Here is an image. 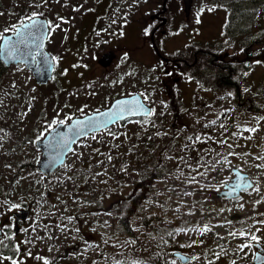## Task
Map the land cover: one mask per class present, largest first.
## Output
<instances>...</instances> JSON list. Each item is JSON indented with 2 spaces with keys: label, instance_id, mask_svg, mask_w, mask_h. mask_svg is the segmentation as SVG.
<instances>
[{
  "label": "rangeland",
  "instance_id": "374dc122",
  "mask_svg": "<svg viewBox=\"0 0 264 264\" xmlns=\"http://www.w3.org/2000/svg\"><path fill=\"white\" fill-rule=\"evenodd\" d=\"M46 2L47 7L42 6L39 11L57 25L50 30L51 36L45 43V48L52 55L59 56L52 79L46 84H37L31 72L20 64H11L5 71H0V129H3L0 131V137H3L0 139V221L7 220L11 209L22 202L28 204L31 210L19 228V238L11 237L17 242V251L23 246L29 256L20 264H44L39 257H46L48 264H113V261L124 258H142L149 264H166L177 259L172 254L175 249H166L171 243L186 254H199L195 261L187 264H205V261L207 264L253 263V243L259 241L237 250L238 244L245 239L237 233L241 230L249 232L248 239L251 241V232L259 229L256 234L264 243V226L259 223L252 225L253 220L264 219V200L255 207L252 204V201L264 197V169L255 166L264 163V159L255 158H264L263 72L255 69L250 77L251 85L244 86V93L253 98L255 109L235 107L231 97H228V90L205 86L197 75H187L185 80L184 76H180L177 83L172 82L171 85V79L165 71H161V62L153 68L155 59L148 46L149 32L145 35L143 28L150 23V15L160 6L161 0H137L136 3L133 0ZM231 4L238 5L230 14L235 20L232 27L243 20V17L240 19L241 11L251 12L255 19L264 17V0H256L254 5L246 0H223L226 8ZM175 5L167 12L170 22L165 33L161 34L162 39L158 35L155 37L162 53L170 50L171 44L180 46L184 36L182 30L189 31L188 26H196L200 33L212 36L218 16H221L218 15L221 12L217 0H194L186 19L181 1L178 2V10L174 9ZM31 10L36 9L29 5L28 0H0V30L10 28L21 15ZM60 16L66 19L61 21L58 19ZM117 29L124 35H119ZM172 36L176 38H168ZM109 49L118 53L117 58H124L122 53L127 52V64L118 71H90L93 61ZM14 68L16 71H13ZM64 69H68L67 72ZM12 81L16 82L15 94H11ZM170 88L180 101L174 118L169 108L167 89ZM134 91L147 94L145 102L154 105L149 121L153 125L148 134L151 138L149 145L143 143L145 125L137 120H128L94 133L99 139L84 137L75 143V156L68 153L65 161L73 164L71 169L60 166L50 174H43L28 167V162L36 161L39 155V150L31 141L37 126L45 127L40 124L41 120H50L53 115L63 118L69 112L76 115L77 110L83 114L98 110L107 106L113 98ZM82 104L88 108H81ZM29 105L30 110L25 111ZM20 116H24V120H20ZM255 117L261 119L257 121L259 127L254 132L236 127L238 124L254 127ZM115 131L121 135H107ZM157 132L164 135H156ZM203 134H207V139H195ZM221 139L225 141L223 145L217 142ZM213 150L218 153L214 160L228 152L237 153L228 159L233 166L243 164L239 169L249 173L251 178L255 177L252 189L259 186L260 191L245 192L241 199L214 196L210 190L218 189L222 181H226L224 175L231 173L230 169L204 175L205 168L187 167L193 161L211 167L207 158L200 161L199 157L204 152L211 155ZM165 153L169 154V158H165ZM239 153L248 154L247 160L252 163H245ZM108 156L112 159L108 160ZM97 160L101 161L99 165L95 163ZM121 167L126 171H119ZM220 167L217 165V168ZM101 169L107 173L106 176L101 174L92 179L88 175L89 172L95 175ZM76 173L80 174L79 177ZM68 175L73 179H64ZM144 176L150 179L144 181L141 179ZM187 180L199 181L205 188L186 183ZM143 183L145 194L132 217L133 234L128 235L121 231L117 216L109 207L119 198L134 194ZM209 184L212 187H207ZM45 189L48 194L44 193ZM157 192L160 195H156ZM148 198L163 202L167 211L155 202L143 208ZM180 200L185 203L180 210H176L174 206ZM240 204L243 207H239ZM193 207L195 211L191 213L184 211ZM141 208L142 211L137 210ZM234 212L241 213V217L230 219L229 215ZM68 216L72 219L68 220ZM203 225H208L207 230L198 234L196 230ZM173 228H188L189 231H176L174 240L166 239ZM128 237L135 239L136 245L127 244ZM161 237L168 243L162 244ZM193 239L202 243L181 246L188 245ZM111 241L118 242L120 247ZM85 242L96 243H89L85 249L81 247ZM97 248L100 251H96ZM213 255L217 259H213ZM4 261L0 264H8Z\"/></svg>",
  "mask_w": 264,
  "mask_h": 264
},
{
  "label": "snow or ice",
  "instance_id": "6c2138e0",
  "mask_svg": "<svg viewBox=\"0 0 264 264\" xmlns=\"http://www.w3.org/2000/svg\"><path fill=\"white\" fill-rule=\"evenodd\" d=\"M67 2V0H65ZM137 0H133V3H136ZM29 5H31L36 10H31L26 15H21L20 18L12 23L11 27H5L4 29L0 30L3 33H10V34H0V60H3L5 63H8L9 61H16L20 63V67H24L23 61L25 59H30L33 63H37L39 67L37 68V71L41 70H50L53 67V64L51 62L58 61L59 56L52 55L49 52L44 51L45 48V41L49 40V37L51 36V29L57 28V25L52 20H46L43 19V13L39 11V9L43 7H47L46 0H28ZM73 7H78V5H74ZM202 10V9H201ZM197 18L199 17V12L196 13ZM59 20L63 21L66 18L63 16L58 17ZM123 23H126L127 21H122ZM102 31V30H101ZM117 32L119 35H124L123 31L117 29ZM149 32V27L143 28V33L146 35ZM97 43H100V41H97ZM124 57L128 56L127 52L122 53ZM37 57L39 59L37 60ZM76 63H80V61H77ZM86 66V65H85ZM75 67V65H73ZM156 65H153V68H155ZM68 69H64L65 72H67ZM13 71H16L14 68ZM243 75H247V73H243ZM185 76L187 74L185 73ZM188 79H191V77H187ZM13 88V92L11 94H15V87L16 82L12 81L11 84ZM228 95H232L231 92L228 93ZM142 98L144 101L148 100V95L142 93ZM29 99H34V97H29ZM110 103L113 105L112 108H106L102 112L101 111H92L90 115H84L82 112H79L77 110V114L74 115L73 113L69 112L66 116L63 118H58L56 115H53L50 120L44 119L40 121V124L44 125L45 127L37 126L36 131L34 133V140L31 141L32 143H38L43 142V145L45 146V149H52V154L49 157V160L46 162L48 167H51L53 165H60L63 166L66 169H71L73 167V164L71 163H65V153L69 152L75 156V148L71 147V144L74 140V138L77 137H92L93 139H99L98 136H95V132L106 130L111 122L115 121L119 116H121L124 113L135 111L144 113L145 115H150L152 111H154V105L153 106H147L145 103L141 102V99L136 98L133 96L131 99H119V100H113L110 101ZM159 103L164 104V101H160ZM70 107V105H68ZM31 105L28 106L25 111L30 110ZM81 108L87 109L88 106L82 104L80 106ZM223 111V110H221ZM163 115V113H160ZM79 117V118H77ZM24 116H20V120H24ZM199 119V118H197ZM261 119V117H255L253 120V124L255 125H236L237 128H246L248 132H254L256 128L259 127L258 120ZM144 123H148L147 120L144 121ZM56 125H66L64 130H60L59 128H54ZM48 130H51L49 135H46ZM0 131H3V129H0ZM108 136H120L121 133L119 131L115 132H108ZM156 135H164L163 132H157ZM233 135H238V133H234ZM0 139H3V137H0ZM197 140L207 139V134L203 135H197L195 137ZM80 142V141H77ZM219 144L223 145L225 141L223 139L217 141ZM86 145V141L84 142ZM183 145H181V148L183 149ZM93 151H97L96 149H93ZM203 152V150H200ZM82 155V153H81ZM218 153L213 150L211 155H209L207 152H204L203 155L199 157L200 161H203L205 158L211 163V167H208L207 165H204L202 163L193 161L192 163L188 164L187 167L189 169H195V168H205L206 171L203 172L204 175H208L209 172H218L223 171L224 168L233 169L232 162L228 159L229 156H236L238 155L235 152H228L226 155H220L218 159L214 160L213 157L217 156ZM239 155L243 158L244 162L247 164H251V161L247 160L246 153H239ZM255 156V154H252ZM39 158V157H37ZM77 159L79 157H76ZM165 158H169V154L165 153ZM176 159H179V157H175ZM256 160H262L261 156H255ZM112 157L108 156V160H111ZM97 165L101 163L100 160L95 161ZM159 163V162H158ZM217 165H220V168H217ZM258 168L264 169V163H260L255 165ZM6 167H11L10 165H6ZM243 164H237L236 168H242ZM89 168H91V165H89ZM119 171L124 172L126 169L124 167H121ZM133 171H137V169H133ZM235 171V169H233ZM104 174L107 175L106 172H104V169H101L99 173H96L93 175L91 172L88 173V175L95 179L97 175ZM79 173H76V176L79 177ZM196 175H200L197 173ZM158 179H164V177H157ZM64 179L71 180L73 179V176L68 175L65 176ZM84 179H87L85 177ZM232 179L233 186L229 188V191L233 194L237 192V190H243L244 192L249 191H260L259 186L255 187L254 189H250V185L252 184V181L255 180V177H253L251 180L249 179L248 175L240 172L237 175L232 177L231 173L224 175V180ZM186 183H193L198 184L200 189H204L205 185L203 183H200L196 180H187ZM168 187H171L169 185ZM207 187H212L211 184L207 185ZM219 187V185H217ZM190 194V193H186ZM156 195H160L159 192L156 193ZM74 199H78V197H74ZM204 199H208L207 196H204ZM237 199H241V197H237ZM261 200H264V197H261L260 200H254L252 201L253 207H255L258 203L261 202ZM85 203H89V201H84ZM155 202L158 206H160L165 212L167 211V208L165 207L164 203L157 200L153 201L152 198H148L146 202L143 204V208H147L148 204ZM185 201L180 200L174 207L176 210H180V207L182 204H184ZM239 207H243L242 204L238 205ZM15 207V205H13ZM138 211H142L141 209H137ZM185 212L191 213L195 211V208H185ZM203 211V209H201ZM119 215L123 216L124 213L121 211ZM149 215H155V213H149ZM68 220H71L72 217L68 216ZM164 219L167 220V215L164 216ZM107 223V222H105ZM259 223L261 226H264V219L256 221H252V225H255ZM63 227V225H61ZM133 227H140L133 225ZM246 227H250L249 225H246ZM208 228V225H203L199 229H197V233H202L206 231ZM175 231L177 232H188V228H176ZM256 231H259V229L251 232V241L248 239L250 233L246 231H239L237 233L239 236L244 237V241L242 243H239L237 246V250L244 249L246 245L250 244L253 241H261V237L256 234ZM219 235V234H217ZM116 244V246L119 248L120 244L116 241H111ZM160 242L162 244H167L168 241L164 240L163 237L160 238ZM92 243L95 244L96 242H85V244H82V248H87L88 244ZM137 241L133 239L132 237H128L127 244L136 245ZM202 243L199 239H193L189 242L188 245H181L182 247L191 246V244H198ZM127 244L125 247H127ZM96 251H100L99 248L96 249ZM177 259L169 260L166 262V264H187L188 261H195L197 259V255L199 254H185L182 252H176L175 253ZM6 259H11V264H19V261L13 257H5L3 252H0V261H4ZM40 260L44 261V264H48V260L46 257H39ZM213 259H217L213 255ZM262 261H264V257H260ZM113 264H149L148 261L143 260L142 258H124L123 260H115L113 261ZM205 264H207V261H205Z\"/></svg>",
  "mask_w": 264,
  "mask_h": 264
},
{
  "label": "flooded vegetation",
  "instance_id": "af4514ba",
  "mask_svg": "<svg viewBox=\"0 0 264 264\" xmlns=\"http://www.w3.org/2000/svg\"><path fill=\"white\" fill-rule=\"evenodd\" d=\"M181 5L183 7V0ZM218 7L220 8L221 16H218L214 33L212 36L203 34L198 30L196 26H188L189 31L182 32V41L180 46L176 47L171 44L170 50L162 53L155 51V47L152 44L151 38L149 39V47L154 56V65L158 62L162 64V70L165 71L166 76L171 79L172 82L177 83L178 77L187 75L199 76L200 83L205 86H210L216 90H228L232 93L230 95L231 100L235 103V107H243L247 110H254L255 105L253 98L244 93V86L251 85L250 77L253 75L255 69L263 72L264 75V17L262 19H255L250 13H244L241 11L240 19L243 20L240 23H236L233 27L231 24L234 19L230 17L234 8L238 5L231 4L229 8L223 5V0H217ZM238 1V0H231ZM245 1V0H243ZM248 3L254 5L256 0H246ZM162 2L160 6L155 9L154 13L158 12L162 8ZM179 0H166V9L164 12H160L155 15L152 22L149 23V33L154 30V35L158 32L160 34L165 33V25L168 22L167 12L169 8L178 9ZM216 15V13H213ZM162 17L166 18L164 24H160ZM174 39L176 37H168ZM157 46V44H156ZM157 48H159L157 46ZM118 57V53L107 65H100L96 60L93 61V65L90 71H118L122 66L127 64L125 57ZM160 66V65H159ZM6 67L0 64V71H5ZM247 75H243V73ZM171 87V86H170ZM170 91H175L170 88ZM229 97V95H228ZM226 181H222L221 186ZM24 204L17 205L14 209H11L9 219L0 222V246L3 247V253L5 257H13L19 261V264L29 259V256L25 254L23 246H17L15 241L11 238H19L20 231L14 230V218L12 222L10 217H13L14 211L20 209ZM19 223V227L21 223ZM132 228V225H131ZM133 231V228H132ZM21 239V237H20ZM261 249L258 254V260L260 257H264V243L258 242ZM1 246V247H2ZM254 252H256L254 250ZM8 264H11V259H6ZM4 261V262H5ZM255 264V262L251 263ZM264 264V261L261 263Z\"/></svg>",
  "mask_w": 264,
  "mask_h": 264
},
{
  "label": "water",
  "instance_id": "95a60500",
  "mask_svg": "<svg viewBox=\"0 0 264 264\" xmlns=\"http://www.w3.org/2000/svg\"><path fill=\"white\" fill-rule=\"evenodd\" d=\"M191 1L192 0H183V3H184V12L185 14L187 15L189 13V9L191 7ZM165 2V0H164ZM164 10V9H163ZM157 15V13H156ZM154 15H151V17H153ZM43 19H45L43 17ZM165 22V18H163L161 20V23ZM7 34H10V33H7ZM153 35L151 34V37ZM44 51L48 52L45 48H44ZM114 57V51L113 50H108V51H105L101 54V56L99 57V62L102 64V65H107L111 59ZM39 59V57H37V60ZM4 65L8 66L10 65L11 63H18L16 61H9L8 63H5L3 60H0ZM53 64V67L50 69V70H41V71H37V68L39 67V65L37 63H33L30 59H25L23 61V64L31 70V73L35 79V81L39 84H44L46 82H48L50 79H51V76H52V73H53V69H54V62H51ZM133 96H135L136 98L138 99H141V102L145 103L143 98H142V95L139 93V92H134V93H131V94H128V95H123V96H119V97H116L114 98L113 100H119V99H131ZM112 100V101H113ZM147 106H151L150 104H147L145 103ZM113 105L111 103H109L106 107L102 108V109H99V110H94V111H103L104 109L106 108H112ZM92 112V111H91ZM91 112H88L84 115H90ZM152 114V112H151ZM138 116H148V115H145L144 113H140V112H135V111H130V112H127V113H124L122 114L121 116H119L115 121L111 122L110 125L114 124L115 122L117 121H120V120H124L126 118H129V117H138ZM79 118V117H77ZM66 127V125H56L54 126V128H59L60 130H64V128ZM51 132V130H48V132L46 133V135H49ZM81 137H77V138H74L72 144H71V147H73L74 143L80 139ZM36 147L40 149V155H39V158L37 160V168L44 174H49L51 172H53L58 166L60 165H53L51 167H48L47 166V161L49 160V157L50 155L52 154V149H45V146L43 145V142H38V143H35ZM68 152L65 153V157L67 156ZM233 169H235V171H233ZM232 169V177L234 178L235 175H237L238 173L240 172H243L245 174L248 175V173L244 172V171H241L239 168L237 169L236 167H233ZM249 177V175H248ZM249 179L251 180V178L249 177ZM253 185V181H252V184L250 185V187H252ZM233 186V183H232V179H230L227 183L224 184V187L223 189L221 190H215L213 191L216 196H226V197H236V196H239L242 194L243 190H237V192L235 194L231 193L229 191V188ZM45 193H48V190H44ZM30 212V209L29 208H21L19 209L18 211L14 212V215H15V230H17V220L20 219V220H25L27 217H28V214ZM241 216L240 213H237V212H234L230 215V218H239ZM176 253V252H175ZM174 253V254H175ZM257 255H255L254 257V260L257 261ZM261 260V259H260Z\"/></svg>",
  "mask_w": 264,
  "mask_h": 264
},
{
  "label": "trees",
  "instance_id": "16d2710c",
  "mask_svg": "<svg viewBox=\"0 0 264 264\" xmlns=\"http://www.w3.org/2000/svg\"><path fill=\"white\" fill-rule=\"evenodd\" d=\"M169 108H170V113H171L172 118L176 117L179 111V108H180V101L175 97V93H173L172 91H169ZM151 119H152V115L136 118L139 124L145 125L143 127V133H144L143 143L146 145H149V142L151 141V138L148 137V134L151 133L149 132V130L151 131L153 130V125L149 124V121ZM145 120H147L148 123H144ZM28 167L32 170L37 169L36 161L30 160L28 162ZM141 179L145 181V180L150 179V177L144 176ZM140 187L141 188L139 189L137 187L136 189L138 190H136V192L132 194L131 196L127 198H119L117 201H114L109 207V209H111L114 212V214L117 216V222L119 224L121 231L128 235L133 234V231L131 228V219L133 215L135 214L136 206L138 205L141 198L145 194L144 192L145 183H143V185ZM121 211L124 213L123 216L119 215ZM175 229L176 228H173L172 231L168 235H166V239L174 240L175 236L177 235V232L175 231ZM172 248L177 250V248L174 246V243L168 244L166 247V249H172Z\"/></svg>",
  "mask_w": 264,
  "mask_h": 264
}]
</instances>
